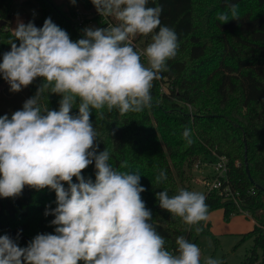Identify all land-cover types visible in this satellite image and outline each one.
<instances>
[{
    "label": "clouds",
    "instance_id": "clouds-1",
    "mask_svg": "<svg viewBox=\"0 0 264 264\" xmlns=\"http://www.w3.org/2000/svg\"><path fill=\"white\" fill-rule=\"evenodd\" d=\"M91 3L101 17L116 23L85 28L83 38L73 41L51 18L40 28L21 21L8 41L10 51L3 53L0 76L10 91L19 92L37 78L43 82L11 118L0 116V197H18L25 186L49 188L57 206L44 213L54 216V234H37L26 247L19 246V234L15 240L0 236V264H201V249L184 236L176 238L175 252L165 247L141 197L146 189L140 175L118 171L109 163V151H98L91 120L93 110L103 119L104 109L124 115L151 107L153 82L177 55V34L161 25L163 9L149 7V0ZM226 4L216 19L238 20V5ZM149 35L147 47L136 50L133 41ZM45 92L61 97L58 110H42ZM73 108H78L75 115ZM182 136L193 143L190 128ZM93 162L94 182L82 175ZM126 167L127 161L120 164ZM166 179L161 171L156 183ZM156 198L161 209L190 229L203 230L199 225L208 217L203 193L180 188L172 196L159 191ZM203 264L221 261L205 257Z\"/></svg>",
    "mask_w": 264,
    "mask_h": 264
},
{
    "label": "trees",
    "instance_id": "trees-1",
    "mask_svg": "<svg viewBox=\"0 0 264 264\" xmlns=\"http://www.w3.org/2000/svg\"><path fill=\"white\" fill-rule=\"evenodd\" d=\"M14 1L0 0V21L5 22L0 28V57L10 51L8 41L14 39L8 30L13 22L11 8ZM35 1L37 10H32L36 16L24 15L17 24L32 22L40 28L45 19L51 18L69 36L75 37L73 41L83 38V27L76 23L74 6L79 4L82 10H91L94 8L91 0H76L75 4L66 0L68 5L73 4L67 13L51 0ZM242 1L227 0V3L239 5ZM255 2L264 8V0ZM196 3L197 0H149V7L159 5L163 9L161 25L175 30L179 44L177 55L167 61V70L153 82L151 107L124 115L116 109L111 112L103 110L106 118L98 120L102 122V127L98 130L96 144L98 151L105 148L109 151V163L115 169L140 175V184L146 189L141 197L152 212L151 223L165 238V247L173 252L177 247V237L184 236L189 242L196 243L197 233L194 228L188 229L179 217H173L159 207L157 192L167 190L172 196L182 188L170 172L169 165H173L176 176L182 178V164L191 166L202 156L203 160L208 159L206 165L212 166L218 158L224 157L228 184L233 191L240 192L238 206L211 191L205 194L208 214L218 208L224 217L241 211L247 213L252 228L243 234L242 239L252 238L253 246L250 256L240 264H264V11L255 16L239 14L238 20L217 23L220 31L235 36L236 40L239 37L236 31L247 34V43L253 46L249 52L254 60L236 59L227 63L224 56H234L233 52L221 51L212 58L206 56L205 44L196 34ZM217 7L226 10V0H217ZM93 19L98 24L97 28L107 27L108 22L112 25L116 23L112 17H101L96 10ZM86 23L87 20L83 25ZM144 38L140 36L133 41L135 49L137 42ZM148 38L151 40V35L145 40ZM208 63H211L208 72L204 76L198 75L199 69ZM42 82L41 78H37L30 85L28 99L35 95ZM234 94L239 96L236 103L232 102ZM44 98L45 94L40 98V105ZM77 111L78 108L72 110V114H77ZM4 115L11 118V114ZM185 127L192 130L191 145L183 139ZM162 148L165 155L161 152ZM180 149L184 151L180 152ZM245 149L252 182L245 172ZM124 161H127V167L120 168ZM94 171L93 162L82 175ZM161 171L166 173L167 179L156 183ZM90 179L95 181V177ZM73 182H76L75 177ZM251 189L254 190L252 194L249 193ZM47 192L55 193L49 188L36 190L25 186L18 197H0V236L8 235L15 240L19 234V246L26 247L31 241L28 220L34 214L39 216L38 231H41L47 218H54L44 215L46 207L55 208L49 206ZM199 226L203 229L200 233L208 232L206 221Z\"/></svg>",
    "mask_w": 264,
    "mask_h": 264
},
{
    "label": "rangeland",
    "instance_id": "rangeland-1",
    "mask_svg": "<svg viewBox=\"0 0 264 264\" xmlns=\"http://www.w3.org/2000/svg\"><path fill=\"white\" fill-rule=\"evenodd\" d=\"M51 1L54 4L59 5L66 13L70 10V8H73V4L68 5L66 0ZM32 9L37 10V3L35 0H15L13 2L11 8L13 22L10 28H8L10 34L14 35L13 29L16 28L17 21L24 15H31ZM74 9L77 14L82 13L78 12L82 11V7L79 4H75ZM223 11L226 10H222L217 7V0H197V3L195 4L196 34L200 38L201 42L205 44L206 56L210 55V58H212L221 51H227L229 54L231 52L234 54V56H224V60L227 63L236 59L254 60L253 56L249 52V50H252L253 46L247 43V41H249L247 34L236 31L235 34L239 36L236 40L235 36H231L229 33L222 32L218 29L217 23L220 21H218L216 17L219 12ZM262 11H264V8L258 6L255 0H243L238 5L239 14L246 13L250 16H255ZM84 15L91 16L90 13L86 14V12ZM92 17L90 18L91 24H88V27L97 28V23L95 19H92ZM2 27L3 26L0 28ZM70 38L74 40L75 37L71 35ZM145 38L137 42L136 50L142 52L151 42L149 38L147 39L148 41L145 40ZM186 47H188V44ZM141 60L145 66H147L146 58L142 56ZM0 62H2V57H0ZM210 64L211 63H208L199 69L197 74L204 76L210 69ZM29 90L30 85L19 92H12L10 91V85L2 78V76H0V116L4 114H12L17 110H21L24 102L28 99ZM44 94L45 98L40 105L42 110L46 107H48L49 110H58L61 97L48 92H45ZM238 101V94H234L232 96V102L236 103ZM74 109L76 108H73L72 110ZM105 118L106 117L104 115L103 119H98L96 111L93 110L91 120L98 134L100 132L98 130L102 127V122H99L98 120H104ZM158 139L160 140V136H158ZM182 151H184V149H180V152ZM161 152L165 155V150L163 148L161 149ZM199 159L203 160L202 156L198 157V160ZM195 161L192 162L191 166H187L185 163L182 164L181 167L184 172L182 178L176 176V171L173 165H169V170L178 183V186H182L185 190L197 191L205 195L207 191L205 182L209 180L208 176L213 174V168L212 166H204L200 169H195L193 166ZM207 161L208 159L205 158L203 163L208 164ZM95 172L96 171L90 172L83 176L85 179H90L95 177ZM47 194L50 200L49 206L56 207V194L52 192H47ZM38 218L39 216L34 214L28 220L30 224L31 240L37 234H54L55 231V226L50 223L54 218H47L44 225L45 227L40 229L41 231H38ZM206 223L208 224V232L197 233L195 243L201 249V264H203L205 257L217 259L221 261V264H240L246 257L250 256L253 239H242L243 234L249 232L252 228V222L249 215L237 213L224 217L222 210L218 208L208 214ZM187 228L190 229L188 225Z\"/></svg>",
    "mask_w": 264,
    "mask_h": 264
},
{
    "label": "built area",
    "instance_id": "built-area-1",
    "mask_svg": "<svg viewBox=\"0 0 264 264\" xmlns=\"http://www.w3.org/2000/svg\"><path fill=\"white\" fill-rule=\"evenodd\" d=\"M93 10H96V8L94 7L91 10L78 11V12H82V13L77 14V17H76L77 25L82 26L83 29L88 28V24H91L90 18L93 15H95V11H93ZM85 12H86V14L90 13L91 16L84 15ZM31 14L36 16V12L34 10H31ZM93 17H92V19H93ZM85 20H87L88 23H86V25H83ZM109 25H112V24L108 22V26ZM97 27H98V24H97ZM226 164H227V161L224 157L218 158L215 161V163L212 164L213 175H212L211 179H209L205 182V185L207 188L206 194L211 192V191H216L225 200L232 201L236 206H238L237 200L240 197V192L239 191H233L230 188L228 181H227V178H226ZM204 166H207V165L204 164L201 160L196 161V163L194 164L195 169H200ZM249 193L250 194L254 193V190L251 189ZM241 213H244V212L241 211ZM244 214H247V213H244Z\"/></svg>",
    "mask_w": 264,
    "mask_h": 264
},
{
    "label": "water",
    "instance_id": "water-1",
    "mask_svg": "<svg viewBox=\"0 0 264 264\" xmlns=\"http://www.w3.org/2000/svg\"><path fill=\"white\" fill-rule=\"evenodd\" d=\"M4 21H0V27L4 24ZM245 143V141H244ZM246 147V144H245ZM244 162H245V172L247 173L248 177H249V169H248V164H247V150L245 149L244 152ZM250 181L252 182L251 178L249 177ZM259 188V187H258Z\"/></svg>",
    "mask_w": 264,
    "mask_h": 264
},
{
    "label": "crops",
    "instance_id": "crops-1",
    "mask_svg": "<svg viewBox=\"0 0 264 264\" xmlns=\"http://www.w3.org/2000/svg\"><path fill=\"white\" fill-rule=\"evenodd\" d=\"M252 222V221H251Z\"/></svg>",
    "mask_w": 264,
    "mask_h": 264
}]
</instances>
